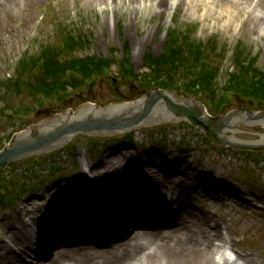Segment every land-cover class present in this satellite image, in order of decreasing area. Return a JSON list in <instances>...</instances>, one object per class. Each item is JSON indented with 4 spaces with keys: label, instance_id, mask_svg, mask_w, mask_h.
Returning <instances> with one entry per match:
<instances>
[{
    "label": "rangeland",
    "instance_id": "1",
    "mask_svg": "<svg viewBox=\"0 0 264 264\" xmlns=\"http://www.w3.org/2000/svg\"><path fill=\"white\" fill-rule=\"evenodd\" d=\"M223 9L233 15L225 25ZM262 16L264 0H4L0 4V148L13 132L67 110L87 104L97 109L139 99L150 88H143L137 77L162 79L164 73L180 89L188 76L177 67L179 59L195 60L208 73L206 83H212V94L204 101L208 113L219 112L215 105L223 97L227 80L235 86L242 84L238 76L256 85L247 89L248 94L230 96L223 110L259 111L260 100L250 92L264 86ZM207 40L209 43H202ZM121 52L129 53L128 71L112 65L111 59ZM36 54L40 55L34 58ZM166 61L171 63L164 65ZM101 62L112 65L104 75L98 68ZM211 64L215 71L209 70ZM233 72L236 75L231 76ZM176 95L183 96L181 92ZM163 116L166 121L147 128L94 137L92 147L88 136L76 133L54 151L33 154L0 169V209L8 208L0 211V242L5 243L10 229L20 231L23 227L25 232L32 225L34 248L42 257L26 248L21 263L43 264L61 246V251H68L70 240L73 245L81 244V239L90 245L107 232L110 237L141 232L167 243L184 230L180 228L188 223L184 216H207V226L217 222L226 239H213L211 246L220 248L214 250L212 259L226 249L234 253L235 262L230 264H244L239 259L241 252L252 256L254 264H263L264 148L223 146L189 122L170 114ZM235 129L225 133L238 141L264 143L262 123ZM123 148L146 161L144 166L154 172V165L161 169L164 160L180 159L163 176L175 180L180 174L182 180L173 189H159L160 194L150 185L138 187L140 192L126 188L124 192L122 186L111 190L105 185L97 190L104 195L99 209L92 208L93 200L82 194L72 202L75 209L70 214L66 211L56 216L55 208L50 213L44 210L43 199L55 190L53 185L72 180L85 165H96L105 153L116 150L118 155ZM126 161L129 167L137 162ZM22 192L27 194L19 198ZM29 200L23 210V203ZM118 201L135 207L117 222L108 220L113 213L104 206L110 205L118 213ZM44 213L41 219L39 215ZM96 214L100 228L92 217ZM74 218L82 223L75 226V238L73 226L66 227ZM89 224L91 235L86 233ZM51 248L55 252L47 256ZM92 250L104 252L105 248ZM69 253H65L67 260Z\"/></svg>",
    "mask_w": 264,
    "mask_h": 264
},
{
    "label": "bare ground",
    "instance_id": "2",
    "mask_svg": "<svg viewBox=\"0 0 264 264\" xmlns=\"http://www.w3.org/2000/svg\"><path fill=\"white\" fill-rule=\"evenodd\" d=\"M3 2L4 0H0V4ZM260 21V23L264 25V16L260 18ZM225 23L226 20L223 22V25H225ZM116 153L117 151L115 150L106 153L103 158L104 161L101 160V162L98 163L99 165L88 168L91 177H103L105 179L123 178L124 181H122V185L124 183V192H126L127 189V191H130L129 189H131L134 190V192H140L138 191V187H142V185H150L159 194V189L162 190L168 187L173 189L175 188V184L182 180L183 175L180 174L176 176L177 179L175 180H170L163 176L164 172L168 169L171 170L175 163H179L180 159H175L172 162L164 160L161 169L152 164L155 166L154 172L152 168L144 166L146 165L144 162H142L143 166H140L137 155L130 150L125 149L123 153L118 151V155H115ZM148 153L153 154L154 152L149 151ZM147 157L148 156L146 155L145 158ZM127 159L135 160L137 162L129 168L126 173H123L120 164ZM83 170L86 171L87 168H84ZM80 174H82V172ZM79 179L80 175H77L75 181ZM84 182L85 181L77 182L82 183V187L76 188L75 190L71 188L72 191L76 192V195L72 197L69 196L68 200L60 205L61 207H65V210L68 212L74 211L75 206L72 205V202L79 197L78 193L86 194L89 200H93L92 205L94 206H92V208L95 207L96 209H99V199H104V195L97 194L99 186L94 185L90 188V186L88 187ZM52 188L61 189V183L53 185ZM45 202L46 201L43 200L42 207L45 206ZM30 203V200L26 204L23 203V210H26ZM105 204L108 203L104 202V205ZM106 206H104L105 211H112L113 213V216L108 218V220L116 222L121 218H125V215L131 212L135 207V205L130 202L122 201L120 203V201H118L116 207L121 210L117 213L113 210V207H110V205L108 207ZM53 209L54 206L47 203L45 211L50 213ZM55 214L59 213L56 212ZM44 215L46 214L39 215V217L44 219ZM98 216V214L92 216L94 217L97 226L100 221ZM85 217L86 219L90 218L89 215H86ZM183 220L188 221V223L181 224L180 228H184V230L180 231V235L175 236V239L172 241L169 240L171 242L168 241L167 243H164V239L159 240L141 232L134 233L131 237L130 234L126 236L121 233L110 237L107 232L99 240L92 241L90 245L81 239V244L77 245H73L75 243L72 242L73 240H70L68 243L69 247L67 248L68 251H61L64 248L62 246L56 252L54 250L55 248H51L48 251L47 256L52 255L54 252L55 254L48 261L43 262V264H218L221 261L220 259L223 260L224 264H230L233 262L231 260L232 252L229 250H224L219 255L220 259L215 256H213V259L211 257L214 250L220 248L218 246H211L213 244V239L216 238L220 240L221 238L226 240L225 236H221L220 234L222 226L219 228L218 223L215 221L212 226H207V221L209 220L207 216H195L194 219H189L187 216H184ZM145 222H148V220H145ZM27 223L29 224L28 221ZM80 223L81 222L77 218H74V221L71 220L70 223L66 224V227L69 229L73 226L71 228L73 238L76 237L75 230H77V227L75 226H78ZM88 226L92 225L89 224L86 227V233L91 235L92 233L90 231L93 229ZM101 226L102 225H99L98 228ZM22 228L23 227H21L20 231L10 229L8 231L7 240L4 239L5 243L0 242V264H22L21 258L24 256L23 253L26 248L30 249L35 256L42 257L38 250L34 248V232L31 226L24 229L25 232L22 231ZM62 232L69 231L62 229ZM226 233L228 234V238H230V230H227ZM90 239L92 238H89V240ZM125 240L128 241L123 242ZM85 248H87V250ZM92 248H105V251L92 250ZM77 249H79V251H77ZM66 252H70L68 255L69 260L65 259ZM44 258L45 257H43L42 261H44ZM239 259H241L244 264L255 263L254 258L247 252H241ZM30 261L34 263L33 260Z\"/></svg>",
    "mask_w": 264,
    "mask_h": 264
},
{
    "label": "water",
    "instance_id": "3",
    "mask_svg": "<svg viewBox=\"0 0 264 264\" xmlns=\"http://www.w3.org/2000/svg\"><path fill=\"white\" fill-rule=\"evenodd\" d=\"M165 114L197 126L220 144L252 149L264 147V144L242 142L225 135L227 130L236 131L237 125L264 121V111L234 109L210 116L205 112L203 104L194 97L153 89L144 91V96L131 103H115L97 109L90 104L82 105L30 125L15 133L9 143L0 149V168L33 154L54 151L76 133L91 137L114 136L120 132L164 122Z\"/></svg>",
    "mask_w": 264,
    "mask_h": 264
},
{
    "label": "trees",
    "instance_id": "4",
    "mask_svg": "<svg viewBox=\"0 0 264 264\" xmlns=\"http://www.w3.org/2000/svg\"><path fill=\"white\" fill-rule=\"evenodd\" d=\"M75 30V29H74ZM75 32L78 33L79 32L75 30ZM178 54V53H176ZM175 54V55H176ZM128 53H123L122 58L119 61L113 60L111 59L112 65L115 64L117 65L119 68H124L126 71H128L129 67V59H128ZM147 60V58H146ZM177 62V67L180 69V71L183 73V75L188 76L187 79H184V82L180 89L178 88V86L176 85V83H174L172 80H170L168 78V76L164 73H162L163 78L162 79H154L152 80L151 83H157L156 85L164 87V88H168V89H179L181 93L183 94H188V95H195L197 97H199L201 100L203 101H208L209 100V95L212 94L211 92V84L212 83H206L207 81V74L206 71H203L198 65H196V61L195 60H183V59H179L176 60ZM164 65H169L171 62H163ZM111 64L107 63V62H101L98 65L99 71L102 72V70H104L105 68H109L112 66ZM216 66L214 64H211V67L209 68V70L211 71H215ZM169 74H171V71H169ZM231 76L236 75V73H229ZM204 76H206V78H203ZM237 78L241 79V85L240 86H235L232 84L231 80H227L226 81V88L223 89V91L225 92H232L234 95H240V94H248L247 93V89H252L254 87V85H256L255 83H247L246 80L243 78V76H238ZM160 83V84H159ZM261 88L257 89V90H252L250 93L254 98H258L260 101V109H264V86L263 85H259ZM230 100H228L225 96L221 97L219 99V101L216 103L215 107H216V111L221 110L222 108H224V106L229 103Z\"/></svg>",
    "mask_w": 264,
    "mask_h": 264
}]
</instances>
